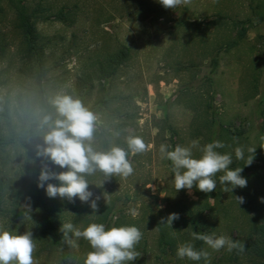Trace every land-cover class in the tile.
<instances>
[{
	"label": "rangeland",
	"instance_id": "rangeland-1",
	"mask_svg": "<svg viewBox=\"0 0 264 264\" xmlns=\"http://www.w3.org/2000/svg\"><path fill=\"white\" fill-rule=\"evenodd\" d=\"M25 1L30 9L38 3L44 8L35 23L43 36L53 40L48 50L52 68L41 86L36 77L21 75V33L13 7L5 2L0 16V46H6L4 54L0 50V130L5 113L14 111L19 95L37 107L42 87L49 102L64 94L80 99L76 84L83 82L80 90L86 107L97 117L91 141L94 149L107 151L116 145L127 150L130 135L142 137L147 146L143 153H129L134 171L127 178L105 177L100 171L87 176L92 199L100 197L98 207L93 211L78 198L74 203L65 201L67 222L80 229L100 222L106 230L136 226L142 233L135 245L140 256L128 264H196L161 253L154 217L178 213L179 219L171 226L178 245L193 244L184 208L207 200L213 205L210 235L233 241L243 237L251 219L248 203L259 202L264 211V159L254 156L251 165H246L251 168L242 171L246 187L223 192L219 177L224 173L218 172L213 192L195 187L176 192L171 162L161 158L159 149L161 144L174 150L176 145L190 146L193 140L201 147L219 140L225 147L217 151L232 156L231 168L248 158L249 147L264 149V0H190L175 9H165L158 0ZM63 7L74 22L56 18ZM122 45L131 48L132 57L115 78L94 80L93 86L82 79L93 73L96 59ZM208 76L214 79L212 85L206 82ZM103 97L110 101L102 108ZM237 147L243 148L245 159L236 158ZM0 154V180L26 197L30 176L23 152L11 146ZM200 155L193 148V156ZM63 170L58 166L57 172ZM237 197H243L244 203L239 204ZM35 218L27 208L12 206L0 217V231L31 232L34 264H60L58 252L41 241ZM92 250L88 241H75L68 264H84L86 253ZM205 252L208 264H232L227 246L216 251L205 244ZM241 262L253 264L245 257Z\"/></svg>",
	"mask_w": 264,
	"mask_h": 264
},
{
	"label": "clouds",
	"instance_id": "clouds-1",
	"mask_svg": "<svg viewBox=\"0 0 264 264\" xmlns=\"http://www.w3.org/2000/svg\"><path fill=\"white\" fill-rule=\"evenodd\" d=\"M165 9H175L187 5L190 0H158ZM50 103L55 109L53 115L46 114L41 120V126L46 130L43 133V145H38L37 156L45 157L52 164L64 169L53 171L44 164L39 172L38 187L44 188L48 197L67 199L74 203L78 198L82 203H89L95 211L98 207L97 196L92 199L93 193L89 188L87 176L94 175L97 171L105 177L120 176L127 178L134 169L127 158L129 153L135 155L147 151V146L142 137L130 135L127 138V150L113 145L107 151L94 149L91 141L95 128L96 115L85 107L80 99L71 95H57ZM264 140V137H262ZM225 147L224 143L214 140L210 143L199 145L198 140L191 141L190 146L176 145L174 150L171 145L161 144L160 153L162 159L171 162L174 173V187L176 192L180 190H192L193 187L204 193L216 190V174L223 172L219 182L224 185L223 192H232L236 187H246L247 179L241 175L243 168H231L232 156L222 154L217 149ZM193 148H198L201 155L193 156ZM264 148V147H262ZM249 155L244 165L253 162L256 147H249ZM238 160L245 159L244 150L241 147L235 149ZM55 180L58 183L49 181ZM239 204L244 203L243 197H237ZM264 200V198H262ZM134 214V213H133ZM179 219V214L172 212L166 218H161V223L172 226L173 221ZM188 227V226H187ZM60 232L68 243L84 239L89 242L92 251L86 253L84 264H128L135 261L140 254L135 251V245L142 238L141 231L134 225L111 227L106 230L102 223H90L83 229L75 227L73 223L61 224ZM194 240L204 241L213 250L219 251L227 246L228 251L243 246L238 241H233L224 235L214 236L192 231ZM34 243L31 232L13 234L9 231H0V264H34ZM176 255L199 261L207 258L208 253L197 251L191 243L178 245Z\"/></svg>",
	"mask_w": 264,
	"mask_h": 264
},
{
	"label": "trees",
	"instance_id": "trees-1",
	"mask_svg": "<svg viewBox=\"0 0 264 264\" xmlns=\"http://www.w3.org/2000/svg\"><path fill=\"white\" fill-rule=\"evenodd\" d=\"M5 2L13 7L17 18V28L21 33L20 73L24 77H36L37 84L41 86L48 80L47 74L52 68V66H48L51 57L48 50L53 44L52 38L43 36L35 23L40 11L44 8L41 3H38L36 7L30 9L25 0H0V16L4 12ZM55 16L66 23L74 22L73 16L66 12L64 7L60 8ZM231 46L232 44L229 47ZM0 47L2 54H4L5 44ZM131 57V48L128 45H122L117 51L96 59L93 73L84 76L82 79L91 81V86L94 85V80H111L119 74ZM213 61L214 65L218 64L217 58H214ZM206 82L212 85L214 83L213 77L208 76ZM84 85L85 83L80 84L78 82L76 88L77 95L86 107L85 95L80 90ZM40 89L41 101L38 107L31 100L22 99L19 95L14 111L5 113L4 129L0 130V153L11 146L20 149L25 156V167L29 171L30 180L26 197H22L21 191L16 187H11L3 179L0 180V217L7 215L12 206L24 207V209L27 208L33 212L36 216L35 225L41 241L49 243V246L58 252L60 264H68L71 258L72 244L68 243L62 237L63 233L59 231L61 224L67 222L68 203L65 201L68 200L56 201L48 197L45 189L38 187L37 182L39 172L44 164H47L53 171L58 169V166L52 164L50 160L36 155L37 146L43 145V127L41 126L43 116L51 114L55 118V109H52V104L44 96L47 90L43 87ZM109 101L108 98L103 97L100 100L102 108L109 106ZM206 106L210 107L209 104ZM263 151L264 149L256 150V159H264ZM246 160L237 163L234 168L242 167L243 173H246L244 171L251 168V166L244 165ZM260 175L258 174V176ZM49 182L58 183L55 180ZM246 208L247 212L251 214L250 223L245 235L236 240L243 246V250L233 249L229 260L232 264H242L241 260L245 257L249 258L253 264H264V211L259 202H250ZM212 209L213 205L208 200L202 204L196 203V206L184 208L187 217L186 223L191 233L195 230L210 235L209 222L213 217L210 212ZM107 214L108 211L106 210L102 215L106 218ZM161 218L164 217H154V221L160 230L159 249L163 255L170 253L177 256L178 240L176 234L172 232L171 225L166 222L161 223ZM205 244L204 241L194 240L192 245L197 251H205ZM12 264L15 262L13 261ZM196 264L208 263L206 258L202 257L201 260L196 261Z\"/></svg>",
	"mask_w": 264,
	"mask_h": 264
}]
</instances>
